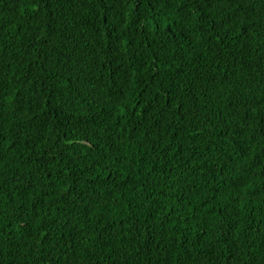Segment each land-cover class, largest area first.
<instances>
[{
	"label": "trees",
	"instance_id": "trees-1",
	"mask_svg": "<svg viewBox=\"0 0 264 264\" xmlns=\"http://www.w3.org/2000/svg\"><path fill=\"white\" fill-rule=\"evenodd\" d=\"M0 264H264V0H0Z\"/></svg>",
	"mask_w": 264,
	"mask_h": 264
}]
</instances>
